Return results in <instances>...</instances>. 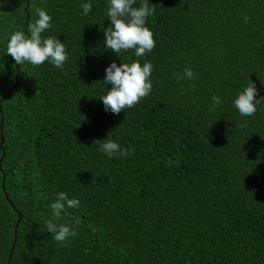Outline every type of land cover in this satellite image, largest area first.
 I'll return each mask as SVG.
<instances>
[{"label":"trees","instance_id":"1","mask_svg":"<svg viewBox=\"0 0 264 264\" xmlns=\"http://www.w3.org/2000/svg\"><path fill=\"white\" fill-rule=\"evenodd\" d=\"M149 3L156 46L136 57L104 44L109 0H30L27 12L0 0V264L18 212L11 264H264V94L251 117L234 105L252 77L264 92V0ZM37 7L52 17L42 37L65 44L62 68L7 54ZM136 60L153 66L150 94L106 111V68ZM185 68L193 78L178 80ZM107 138L134 154L110 158ZM59 192L80 202L58 221L75 232L63 243L46 227Z\"/></svg>","mask_w":264,"mask_h":264},{"label":"clouds","instance_id":"2","mask_svg":"<svg viewBox=\"0 0 264 264\" xmlns=\"http://www.w3.org/2000/svg\"><path fill=\"white\" fill-rule=\"evenodd\" d=\"M136 3L137 0H109L107 16L111 26L105 29L104 44L117 55L134 50L136 57H144L156 46L153 33L146 26L147 18L155 14V5L150 7L149 0H141L139 6H135ZM80 7L85 15L92 9L91 3H82ZM35 13L38 19L30 22L27 28L30 35H26L23 31H14L7 43V54L17 65L27 62L32 66H39L48 61L56 68H62L68 59L65 44L55 36L42 37V33L50 27L52 17L39 7L35 9ZM152 71L153 66L150 62H145L143 66L139 60L130 64L121 63L120 66L115 62L111 63L105 70L106 77L103 82L106 85L111 84L112 88L100 97L105 110L119 115L124 109L134 107L142 98L148 96L152 90L150 80ZM174 75L178 80H191L194 73L190 68H185L183 74ZM257 95L256 84L251 81L238 93L234 105L241 116L251 117L255 114L256 105L260 101L255 100ZM212 101L213 110L222 103L218 96H213ZM100 150L110 158L117 154L120 156L134 154V148H122L119 143L108 138L100 143ZM173 163L172 160H168L166 166L171 167ZM79 206L78 199H69L64 192L56 194L55 200L50 205L55 221L46 225L47 231L52 234V239L63 243L75 235L68 224L58 221L67 209L79 208ZM75 222L79 224L80 218L77 217Z\"/></svg>","mask_w":264,"mask_h":264},{"label":"water","instance_id":"3","mask_svg":"<svg viewBox=\"0 0 264 264\" xmlns=\"http://www.w3.org/2000/svg\"><path fill=\"white\" fill-rule=\"evenodd\" d=\"M29 4H30V0H27V7L25 9V12L28 11V7H29ZM253 81L257 84V92H258V95L255 97V100H258V98L264 94L263 92V89L260 87V83L254 78L252 77ZM16 86H18V84H16ZM4 99H2L3 101ZM255 100H254V103H255ZM2 101H0V106H1V103ZM0 113H2V111L0 110ZM0 129H1V142H0V149L3 151V142H4V139H3V136H2V130H3V118L1 119V125H0ZM5 157V153L3 152V155L0 159V170L2 171V161ZM5 179H6V175L5 173L3 172V180L5 182ZM4 191H5V185L3 187ZM21 219H22V214L18 212V220H17V223L15 225V229H14V241H13V245L11 247V250H10V253H9V257H8V262L7 264H11V261H12V256H13V252L15 250V247H16V244H17V231H18V227H19V224L21 222Z\"/></svg>","mask_w":264,"mask_h":264}]
</instances>
